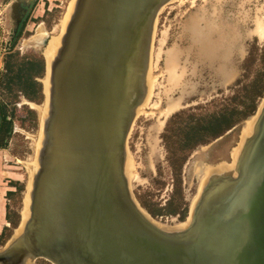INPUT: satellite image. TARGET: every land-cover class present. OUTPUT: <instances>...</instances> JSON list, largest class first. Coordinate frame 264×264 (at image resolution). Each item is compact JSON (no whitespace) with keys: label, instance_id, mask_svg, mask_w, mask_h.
<instances>
[{"label":"water","instance_id":"obj_1","mask_svg":"<svg viewBox=\"0 0 264 264\" xmlns=\"http://www.w3.org/2000/svg\"><path fill=\"white\" fill-rule=\"evenodd\" d=\"M168 1L80 0L52 68L55 170L20 241L0 248V263L264 264V106L237 175L208 181L187 228L154 224L130 190L127 141Z\"/></svg>","mask_w":264,"mask_h":264},{"label":"rangeland","instance_id":"obj_2","mask_svg":"<svg viewBox=\"0 0 264 264\" xmlns=\"http://www.w3.org/2000/svg\"><path fill=\"white\" fill-rule=\"evenodd\" d=\"M79 1L0 0V73L3 59L10 51H17L23 59L41 56L44 69L36 79L42 84V92L45 86L50 89L48 72L57 58L62 36L67 33ZM259 23H262L260 32L257 31ZM18 25L21 33L13 43ZM43 29L50 34L47 46L40 49L34 45V40L27 42ZM153 33L147 68L150 90L144 105L136 113L128 137L126 176L128 174L130 190L140 204L143 201L154 211H161L163 215L158 217L159 221L181 230L187 227L181 224L189 217V206L197 196L200 169L224 167L225 164L228 167L233 163V150L241 146L242 130L249 117L209 143L198 144L185 152L186 158L177 179L166 147L173 142L164 136L171 135L179 118L175 117L171 124L169 120L182 111H211L232 96L242 94L244 85L258 76L264 67V0H171L158 13ZM48 47L54 51L47 60L46 73L42 53L46 56ZM263 96L256 97V108ZM41 100L26 99L17 87L12 92L3 86L0 88V101L9 114L7 119L12 121L11 133L3 140L4 147H0V237L3 232L5 238L11 229L4 230V227H10L9 222L5 224L4 208L11 219H15V212L18 213V225L21 220L19 227L11 230V235L14 234L7 239L8 247L19 239L25 228L32 191L35 190L33 184L37 181L35 176L40 175L38 167H34L32 174L30 165L36 161L32 135L40 138L38 159L41 156L44 120L41 122L39 113L43 106L46 107L44 92ZM47 113L49 116V107L44 116ZM172 140L175 141V136ZM230 153V164L212 165L229 160ZM176 187L181 188L180 212L169 214L163 207H167L172 197L176 202L175 197L179 196L175 195ZM17 230L20 231L16 233ZM4 244L0 241V248ZM36 264L51 263L37 259Z\"/></svg>","mask_w":264,"mask_h":264},{"label":"trees","instance_id":"obj_3","mask_svg":"<svg viewBox=\"0 0 264 264\" xmlns=\"http://www.w3.org/2000/svg\"><path fill=\"white\" fill-rule=\"evenodd\" d=\"M21 33V29L18 32L15 40ZM13 45V44H12ZM44 69L43 58L40 57H26L25 59L19 57L17 51H10L3 59V71L0 73V88L7 89L8 92L14 91L17 87V91L22 94L26 99L35 102H41L43 98L42 84L36 79L37 76L42 74ZM243 93L239 96L234 95L225 103L219 104L211 111H190L185 113L184 111L176 113L172 119L169 120L171 124L175 117L177 123L174 126V130L171 131V135H165L167 141H172L173 144H167L168 158L174 170L176 179L178 178L181 165L186 158V153L193 150L198 144H207L211 140L219 137L225 131L230 129L233 125L241 120H244L256 111V97L264 95V67L259 72L258 76L254 78L250 84L244 85L242 88ZM238 99V101H236ZM202 109V107H200ZM204 109V108H203ZM6 107L0 101V147H4L5 137L11 133L12 121L11 118L7 119ZM181 118V119H180ZM175 136V141L172 139ZM186 152V153H185ZM185 153V154H184ZM175 197L176 202L172 197L168 201L167 207H163V210H167L169 214H175L180 212L181 206H179V200L181 198V188L176 187ZM175 203V204H174ZM154 218L158 219L163 215L161 211L156 212L148 204L142 201L141 204ZM15 219H11L9 212L6 210V221L10 223V227H4V230L10 229L9 234L3 238V232L1 233V244L5 243L8 237L11 235V230L18 225L19 215L16 213ZM184 215L182 216V219Z\"/></svg>","mask_w":264,"mask_h":264},{"label":"bare ground","instance_id":"obj_4","mask_svg":"<svg viewBox=\"0 0 264 264\" xmlns=\"http://www.w3.org/2000/svg\"><path fill=\"white\" fill-rule=\"evenodd\" d=\"M170 1L171 0H169L167 3H169ZM79 3H80V1H79ZM79 3L76 6L75 13L78 10ZM167 3H165V4H167ZM74 14L71 16L70 21H69V24L67 26V33H68L69 28H70V25L72 23V19L75 16ZM261 24L262 23H259L258 24V30H257L258 32H260V29L262 28V25ZM67 33L62 36V41H61V44L62 45H61V48L59 49L58 53L62 49V46H63V43H64L63 40H65ZM45 38H47V39H46V43L44 44L43 41H44ZM151 40H152V38H151ZM29 41H31V42L33 41L34 42V45H36L37 47H39L40 49H42V48H44L45 46H47L50 43L49 42L50 41V34L43 29V31L41 33L37 32L30 39H28L27 42H29ZM150 48H151V44H150ZM150 48H149V55H150ZM53 49L54 48H52V47H48V49L45 51L46 52V56H45L44 53H42L43 56H44V58H45V61H46V73L48 71L47 60L48 61L50 60L52 51H54ZM58 53L56 55L57 57H58ZM56 59H55V61H56ZM55 61L53 62V64L55 63ZM53 64H52V66H51V68H50V70L48 72V82H50V89L48 87L46 88V86L44 87V95H45V101H46L45 105H46V107L43 106V110L45 108L47 109L49 107V116H48V113L46 114V116H44V113H45L46 109L43 111V110H41L39 108L40 109V113H39L40 114V120H41V122L44 120V124H43V127H42L43 139H42V142L40 144V152H39V154H41V156L39 157V159H38V150H39L40 138L37 139L38 136L32 135V138H34V140H35L34 141L35 143H33V144H35L34 149L36 150L35 151L36 152L35 153L36 161L34 160L33 164L30 165V170H31L32 174H34V171H35V168L34 167H38L39 168L40 175L39 174H36V176H35V178L37 179V181L35 182V184H33L35 186V190L32 191V197H33V199H32V202H31V205H30V208H29V212L26 214V216L29 219H30V215H31V211H32V206L34 205L36 192L38 193V191L41 189V187H43L44 180L47 178V175L50 174L51 171L55 170L54 167L52 166V163L53 162L50 161V157L54 155V152L51 149V143H50V140H49V135H50L49 132L51 130V127H50V113H51V109H52V106H51V99H52V97H51L52 96V93L51 92H52V90L51 89H52V85H53V83H52V75H53L52 68H53ZM44 85H45V82H44ZM149 90H150V86L148 87V93L146 95V98L144 99V101L137 108V112L140 111V108L144 105V103H145V101H146V99L148 97ZM263 106H264V96L261 99V101H260V103H259V105H258V107L256 109V112L252 116H250L247 119L246 123H245V127L243 128L242 135H241V146H238V148L235 147L236 149L233 150L234 151V153H233V163L230 166L228 165V167H225V166H227L225 164L224 167H221L220 165H219L220 167H217L218 166L217 165L216 167L205 166L204 169H200V176H199L200 179H199V184H198V187H197L198 188L197 196H195L192 199L191 204H190L191 207L189 206V213H188L189 214V217L187 218L186 222H183L181 224V226H187V227L189 226L188 224H190V222L192 220V216H193V213H194V209L197 206L198 201L200 200L201 196L203 195L204 188L206 187L208 181H211V180H214V179H217V178L220 179L224 175H229V174H231L233 176L237 175V169H236L237 163H238V161H239V159H240V157L242 155V152L244 150V147H245L246 142L248 141V139H250L255 134V130H256V127H257V121H258V119L260 117V113L262 111ZM168 110H169V108H168ZM47 116H48V118H47ZM46 118H47V120H46ZM221 162H226V163H229L230 164L232 162V155H231V153H230V159L229 160L219 161V162H216V163H212V165L215 166L216 164H219ZM125 169H126V166H125ZM127 176H128V174H127ZM35 178H34V181H35ZM128 179H129V176H128ZM142 208L144 209V210H142V213H144L145 216L149 220H151L154 224L158 225L159 227L167 228V229H170V228L173 227V226H170V225H168L169 227L168 226H165L167 224L162 223L158 219H155V218L154 219H151L150 216L146 213L147 212V211H145L146 209L143 206H142ZM25 209H26V206H25ZM24 211L26 213V210H24ZM23 218H25V217H23ZM29 219H28V221H29ZM28 221H27V223L24 226L25 228H24L22 234L24 233V231L26 229V226L28 225ZM20 222H21V220H20ZM20 222H19V225H20ZM19 225L17 227H19ZM187 227H184L183 229H185ZM173 229H175V228H173ZM20 230H17L16 233L19 232ZM181 230H182V228H181ZM19 239H20V237H19ZM19 239L17 238L15 241H13L11 243V245L14 244V243H16V241H18ZM0 264H2V263H0ZM24 264H32V259H30L29 257L28 258H25L24 259Z\"/></svg>","mask_w":264,"mask_h":264},{"label":"crops","instance_id":"obj_5","mask_svg":"<svg viewBox=\"0 0 264 264\" xmlns=\"http://www.w3.org/2000/svg\"><path fill=\"white\" fill-rule=\"evenodd\" d=\"M6 174H8V175H10L11 177H13L10 173H6ZM5 208H4V213H3V216H5ZM5 224H7V221L5 220Z\"/></svg>","mask_w":264,"mask_h":264}]
</instances>
